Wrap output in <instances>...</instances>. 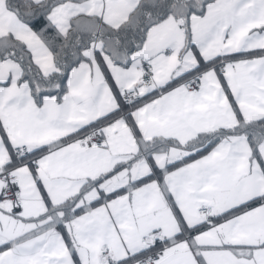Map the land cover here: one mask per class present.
Instances as JSON below:
<instances>
[{"label": "snow or ice", "instance_id": "1", "mask_svg": "<svg viewBox=\"0 0 264 264\" xmlns=\"http://www.w3.org/2000/svg\"><path fill=\"white\" fill-rule=\"evenodd\" d=\"M0 264H264V0H0Z\"/></svg>", "mask_w": 264, "mask_h": 264}]
</instances>
